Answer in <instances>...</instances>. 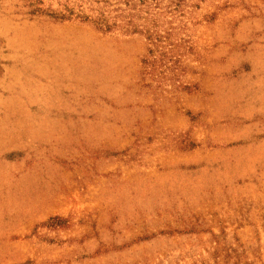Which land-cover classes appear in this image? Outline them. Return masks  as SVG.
I'll list each match as a JSON object with an SVG mask.
<instances>
[{"label": "rangeland", "instance_id": "1", "mask_svg": "<svg viewBox=\"0 0 264 264\" xmlns=\"http://www.w3.org/2000/svg\"><path fill=\"white\" fill-rule=\"evenodd\" d=\"M0 264H264V0H0Z\"/></svg>", "mask_w": 264, "mask_h": 264}, {"label": "trees", "instance_id": "2", "mask_svg": "<svg viewBox=\"0 0 264 264\" xmlns=\"http://www.w3.org/2000/svg\"><path fill=\"white\" fill-rule=\"evenodd\" d=\"M133 2H134V5H135L136 3L146 2V0H133ZM116 17H117V15L115 16V18H116ZM96 22L99 24L100 28H103V29H104V28H105V29H110L111 27H113L114 25L117 24L116 19H113L112 22H109L108 19H107L106 17H101V18L97 19ZM129 23H130V20L126 21V22L124 23V26H125V27L128 26ZM126 28H128V27H126ZM127 30H128V29H127ZM133 30H134V31L136 30V32H140L141 29H137V27H134Z\"/></svg>", "mask_w": 264, "mask_h": 264}]
</instances>
